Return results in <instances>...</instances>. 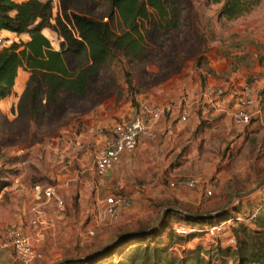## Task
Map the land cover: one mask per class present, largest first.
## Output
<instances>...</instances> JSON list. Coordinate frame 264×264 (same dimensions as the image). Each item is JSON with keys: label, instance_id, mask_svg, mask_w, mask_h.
<instances>
[{"label": "rangeland", "instance_id": "obj_1", "mask_svg": "<svg viewBox=\"0 0 264 264\" xmlns=\"http://www.w3.org/2000/svg\"><path fill=\"white\" fill-rule=\"evenodd\" d=\"M80 3L96 17L109 11L106 0ZM177 5L181 16L177 27L166 30L145 27L144 39L140 40L142 52L134 57L132 53L117 50L90 77L85 95L75 96L62 89L58 104L47 103L35 111L29 108L21 111L19 85L23 82L24 69H20L18 86L0 106V176H3L0 177V244L7 225L18 224L19 215L24 224L30 219L32 210H29L35 205V184H64L70 177H76L65 216L57 215L54 203L46 206L59 222L56 229L44 233L42 257L36 264L57 263L65 258L78 260L63 264H85L117 244L114 256L110 253L89 264H141L145 247L150 250L147 262L160 257L162 264H170L175 259L198 255L200 248L203 249L200 255L211 260L217 243L230 247L228 240L235 236L238 222L226 225L217 238L205 235L202 230L236 213L245 218L243 223L250 229L263 233L264 251V209L257 221L249 219L253 212L264 207V0L251 12L233 20L222 15L223 2L177 0ZM44 33L53 47L60 49V36L49 29ZM0 37L5 45L27 40L26 36L6 33ZM75 66L72 63L74 70ZM172 82L179 87L170 88ZM233 83H247L254 88L259 113L253 121L248 126L237 127L227 114L226 110L234 105L230 95L234 87L211 104L201 103L198 107L194 103V118L184 123L185 130L192 135L184 141L182 152L174 155L180 167L177 175L164 179L160 196L136 199L123 219L100 225L90 235L91 224L85 210L93 204L87 201L82 205L80 190L84 191V182L88 181L103 188L109 186L107 177L96 174L95 160L110 140L114 126L130 120L143 104H161L167 98L179 102L188 93L196 101L205 87L219 90ZM119 173L127 177L125 169ZM192 177L216 185L209 201L201 197L200 203L193 204L170 189L172 182ZM239 196L243 204L230 205ZM173 207L192 214L216 213L228 207V214L201 217L202 222L195 225L200 232L181 236L175 228L189 226L184 218L189 215ZM145 226H149L151 236L138 232V228ZM141 235L146 236L139 238ZM207 250H213L212 254L208 255ZM213 264H239V261L232 254L225 259L218 257ZM250 264H264V261Z\"/></svg>", "mask_w": 264, "mask_h": 264}, {"label": "trees", "instance_id": "obj_2", "mask_svg": "<svg viewBox=\"0 0 264 264\" xmlns=\"http://www.w3.org/2000/svg\"><path fill=\"white\" fill-rule=\"evenodd\" d=\"M80 1L0 0V31L7 30L20 37H27V40L4 44L0 48V100L12 94L22 68L30 73V77L19 101L18 107L21 111L28 108L35 111L47 103L58 104L62 89H68L75 96L85 95L89 91L90 77L98 73L117 50L132 53L134 57L139 55L140 50L142 52L140 40L144 39L145 27L166 30L177 27L181 22L177 0H106L109 11L101 17L89 14L81 7ZM211 1L223 2L221 13L228 20L251 12L261 2ZM45 29L60 36V49L53 47L44 33ZM72 63L76 65L75 70ZM263 209L264 207L257 211L253 221L259 219ZM227 214L225 211L221 216ZM184 218L193 228L202 222L199 217ZM237 225L239 228H234L236 245L224 248L221 243H217L213 255V250H207L211 260L200 255L203 251L200 248L198 255L175 259L170 264H213L218 257L225 259L232 254L239 264L264 261L261 238L263 233L250 229L243 222H238ZM149 230V226L138 228L140 234L149 233ZM146 235L151 236V233ZM118 246L117 244L109 248L97 258L106 257L110 253L114 256V249ZM136 251L141 252L139 248ZM142 254L141 264H146L150 250L145 247ZM97 258L86 261L85 264L96 262L99 260ZM147 263L162 264L160 257Z\"/></svg>", "mask_w": 264, "mask_h": 264}, {"label": "built area", "instance_id": "obj_3", "mask_svg": "<svg viewBox=\"0 0 264 264\" xmlns=\"http://www.w3.org/2000/svg\"><path fill=\"white\" fill-rule=\"evenodd\" d=\"M3 45V39L0 37V48ZM233 87L235 91L230 93V95L234 105L228 108L226 112L231 115L235 126H248L253 121L254 116L259 113V110L257 109L258 98L255 96V90L247 83H233L231 86L228 85L219 90L205 87L198 95L197 101L200 104H211L214 102L213 99L228 95L227 90H232ZM192 106L193 103L185 96L180 98L179 102L173 104H143L141 110L130 120L117 123L114 126L110 140L96 156V174L100 178L107 177L113 167L121 161L122 154L126 150L133 151L144 140L156 141L159 137L158 124L164 113L171 108L174 107L178 110L181 121L189 122L192 119ZM171 185L178 188L188 186L196 189L201 193L203 201H209L214 196V189L216 188V185L208 184L204 180L195 177L174 181ZM33 189L36 200L35 205L31 209L33 216L31 217L30 225L33 232H27L18 224H9L4 229V237L0 244L1 251L8 249L13 251L17 264H36V261L42 257L40 248L44 233L57 228L58 217L50 214L46 206L54 203L58 211L57 215H63L67 212L66 201L60 195L56 186H45L42 183H37ZM241 204H243L241 197H236L231 205L240 206ZM133 205V197L123 194H109L97 200L94 205L85 210L91 224L88 233L94 235V228L100 225H110L118 221L123 211L132 208ZM257 211L249 217L250 220L256 217ZM244 221L245 218L241 217L240 213H236V216H231L202 231H205L207 236L217 238L226 225ZM175 231L180 235L200 232L196 228L183 225L177 226ZM228 242L231 245H236L237 243L235 237L229 238Z\"/></svg>", "mask_w": 264, "mask_h": 264}, {"label": "crops", "instance_id": "obj_4", "mask_svg": "<svg viewBox=\"0 0 264 264\" xmlns=\"http://www.w3.org/2000/svg\"><path fill=\"white\" fill-rule=\"evenodd\" d=\"M4 33H6L7 35L17 36V34L7 30L0 31V34ZM23 73V82L21 83V85H19V94L23 92L28 80L29 73L27 74L25 70ZM19 76H21L20 71ZM211 81L213 80L210 79V83ZM17 86L18 85L16 84V87ZM172 86H174V89L179 87L176 86V82H172L170 88H172ZM184 90L185 89H183L182 93H184ZM187 95L189 100L192 101L191 103H196L197 106L200 107V103H198L197 100L193 101L194 97L192 94L188 93ZM3 100L4 99L0 100L1 107ZM174 100H176V98H167L164 101H161V103L173 104L176 103ZM3 109L7 110V108ZM203 114H206L204 110ZM193 115L194 113L192 114V118H194ZM194 122H196V120H194ZM184 123L186 122L180 120L179 112L174 107L165 112L160 123L158 124V139L156 141L144 140L140 142L133 151L126 150L122 154L120 163L116 164L107 176L109 186L103 188L96 186V183L94 181L84 182V191L80 190L79 196V200L82 205L84 204L83 202L87 201H91V203L94 205L97 200L106 197L110 193H114L116 195H129L133 197L134 205L136 199H140V197L142 196L150 197L153 194L156 196H160V192H162V189L164 188V179H168V176H176V173L180 170V167H178L175 163V153L182 152V149L185 147L184 141L188 137H190V135H192L191 132H187V129L185 130L186 125ZM193 125H195V123H193ZM123 169H125L127 172L126 178H124L125 174L119 173ZM76 180V177H70L69 179L65 180L64 184L57 183L56 185H54L58 189L60 195L65 199L66 204L69 201V195L72 193V188L74 186L72 182H75ZM101 184L103 185L104 182H102ZM94 187H96L97 189L95 192L92 190ZM170 189L174 192L176 191L178 193L177 197L179 196L182 200L189 201L193 204L200 203L201 193L198 190L189 189L186 186H181L179 187V189L170 187ZM33 197V202L36 203L35 196ZM50 205L53 204L51 203ZM31 209L29 210V212L31 211ZM128 210L129 209L123 211L119 220L123 219L124 214ZM32 216L33 214L30 216V219H28L27 224H24L21 215L18 216V225L23 227L27 232H33V229L30 225ZM63 216L65 215H59L60 218ZM0 264H17L13 251L9 249L4 251L0 250Z\"/></svg>", "mask_w": 264, "mask_h": 264}, {"label": "water", "instance_id": "obj_5", "mask_svg": "<svg viewBox=\"0 0 264 264\" xmlns=\"http://www.w3.org/2000/svg\"><path fill=\"white\" fill-rule=\"evenodd\" d=\"M263 183H261L260 184V186L262 185ZM251 193V192H250ZM247 194H249V193H247ZM244 195H246V194H244ZM240 197V196H239ZM232 204V202L230 203V205ZM173 208H175V209H178V210H180V211H182V212H185V213H187L189 216H192V217H199V218H201V217H217V216H220V215H222L227 209H228V207H226V208H224V209H222L221 211H219V212H216V213H209V214H192V213H188V212H186V211H183L182 209H180V208H178V207H173ZM103 250H101V251H99V252H96V254H98V253H100V252H102ZM76 260H78V258H65L64 260H62V261H60V262H57V263H53V264H63V263H68V262H73V261H76Z\"/></svg>", "mask_w": 264, "mask_h": 264}]
</instances>
